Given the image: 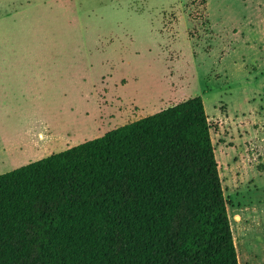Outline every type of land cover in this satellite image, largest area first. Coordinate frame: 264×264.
I'll use <instances>...</instances> for the list:
<instances>
[{
	"label": "rangeland",
	"instance_id": "rangeland-1",
	"mask_svg": "<svg viewBox=\"0 0 264 264\" xmlns=\"http://www.w3.org/2000/svg\"><path fill=\"white\" fill-rule=\"evenodd\" d=\"M196 96L238 264H264V0H0V175Z\"/></svg>",
	"mask_w": 264,
	"mask_h": 264
},
{
	"label": "trees",
	"instance_id": "trees-1",
	"mask_svg": "<svg viewBox=\"0 0 264 264\" xmlns=\"http://www.w3.org/2000/svg\"><path fill=\"white\" fill-rule=\"evenodd\" d=\"M201 97L0 175V264H238Z\"/></svg>",
	"mask_w": 264,
	"mask_h": 264
},
{
	"label": "crops",
	"instance_id": "crops-1",
	"mask_svg": "<svg viewBox=\"0 0 264 264\" xmlns=\"http://www.w3.org/2000/svg\"><path fill=\"white\" fill-rule=\"evenodd\" d=\"M47 130V129H46ZM48 131V130H47ZM46 133V132H45ZM48 136H47V141H46V143H45V146H49V143H51V141H55V140H57V138L54 136L55 134H53L51 131L49 132H47L46 133ZM37 135H39L40 136V138H42L43 137V134H40V133H38ZM19 149V151H22V149L21 148H18Z\"/></svg>",
	"mask_w": 264,
	"mask_h": 264
}]
</instances>
